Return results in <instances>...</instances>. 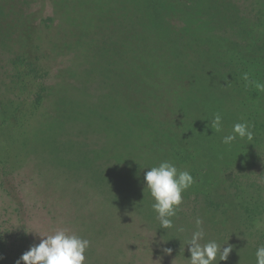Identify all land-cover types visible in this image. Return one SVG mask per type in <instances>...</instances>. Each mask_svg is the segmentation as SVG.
Returning a JSON list of instances; mask_svg holds the SVG:
<instances>
[{
    "label": "rangeland",
    "instance_id": "374dc122",
    "mask_svg": "<svg viewBox=\"0 0 264 264\" xmlns=\"http://www.w3.org/2000/svg\"><path fill=\"white\" fill-rule=\"evenodd\" d=\"M162 7L192 16L206 33L212 28L264 81V0H165ZM102 9L83 0H0V264H16L58 227L90 240L85 264H189L185 242L195 219H204V242L217 240L210 229L221 209L227 219L217 242L228 240L233 251L219 264H255L264 244V193L256 188L264 186V154L252 164L209 165L207 133H166L165 106L114 75L116 55L104 46L124 22ZM43 32L59 46L37 42ZM141 103L143 112L134 110ZM31 108L36 115L23 117ZM147 129L165 137L137 143L132 131ZM166 160L199 173L202 185L182 194L175 227L163 230L143 177ZM234 181L236 196L227 189Z\"/></svg>",
    "mask_w": 264,
    "mask_h": 264
},
{
    "label": "trees",
    "instance_id": "16d2710c",
    "mask_svg": "<svg viewBox=\"0 0 264 264\" xmlns=\"http://www.w3.org/2000/svg\"><path fill=\"white\" fill-rule=\"evenodd\" d=\"M164 1L83 0V3L89 10L97 5L104 8L100 12L111 10L110 15L113 18L124 22L112 33L117 38L108 41L104 46L116 55L113 63L114 75L124 79V84L134 88L135 92L142 89L154 103L161 102L165 106L162 124L166 125L164 130L170 129L166 133L182 138L188 133H207L208 155L214 161L211 163L208 158L209 165L216 166L215 160L222 158L229 162L239 159L235 163L239 165L254 163L264 154V94L258 93L254 87L246 86L242 79L243 73L247 72L250 79L257 80L252 69L235 54L231 46L223 44L224 39L216 31L211 28L206 33L193 22L195 20L192 16L180 15L170 7H162ZM174 19L176 24L172 23ZM47 30L44 28V31ZM46 35L45 32L35 35V40L50 41L54 48L59 46L51 37L46 39ZM92 47H98V44ZM116 104L117 107L125 106L122 101H117ZM141 105L134 110L143 112L144 104ZM33 112L36 115L38 108L34 111L31 108L29 114L23 117H30L34 115ZM217 113L223 118V132H216L209 127V121ZM241 121L252 125L253 138L250 141L234 142L230 149L226 148L221 144V137L231 131L234 123ZM133 133L139 144H146L151 136L165 137L157 129H147V132L133 130L132 136ZM128 143L133 142L129 140ZM185 158L190 160L191 155L188 153ZM191 174L194 185L200 187L202 182L199 173L191 171ZM250 185L248 186L251 187ZM238 187V183L234 181L233 186L231 184L227 189L232 196H236ZM256 188L261 196L264 186ZM259 206L264 208V203ZM219 216L221 220H212L213 226L210 229L215 233L219 232L221 239L216 241L223 239L222 232L227 219L222 209ZM249 217L248 214L245 218ZM209 227L208 225V229ZM234 231L240 233L241 230ZM245 236L247 242L250 233ZM231 237L229 235V239Z\"/></svg>",
    "mask_w": 264,
    "mask_h": 264
},
{
    "label": "clouds",
    "instance_id": "9594fccd",
    "mask_svg": "<svg viewBox=\"0 0 264 264\" xmlns=\"http://www.w3.org/2000/svg\"><path fill=\"white\" fill-rule=\"evenodd\" d=\"M242 79L246 86L254 87L258 93L264 94V81L250 79L249 73H243ZM209 127L216 132H223L222 115L217 113L209 121ZM253 138L252 125L247 121L234 123L231 131L221 137V144L230 149L234 142L250 141ZM144 190L146 189L152 201L151 208L163 230L173 229L174 219L183 202L182 194L195 183L192 174L187 170L179 169L170 161H162L157 166L150 167L143 177ZM184 232L183 227L177 229ZM38 244H33L16 261V264H85L86 251L90 247V240L68 228L58 227L50 233L39 235ZM204 219H195V229L187 237L185 245L189 264H219L227 261L233 251L228 240L221 244L216 240L205 241ZM228 245V246H225ZM171 254V249H166ZM2 259V257H0ZM255 264H264V244L255 251Z\"/></svg>",
    "mask_w": 264,
    "mask_h": 264
}]
</instances>
